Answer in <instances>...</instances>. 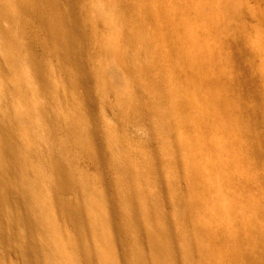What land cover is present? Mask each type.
Listing matches in <instances>:
<instances>
[{"label":"bare ground","instance_id":"6f19581e","mask_svg":"<svg viewBox=\"0 0 264 264\" xmlns=\"http://www.w3.org/2000/svg\"><path fill=\"white\" fill-rule=\"evenodd\" d=\"M158 3L0 0V264H220L188 229Z\"/></svg>","mask_w":264,"mask_h":264},{"label":"rangeland","instance_id":"374dc122","mask_svg":"<svg viewBox=\"0 0 264 264\" xmlns=\"http://www.w3.org/2000/svg\"><path fill=\"white\" fill-rule=\"evenodd\" d=\"M158 9L160 73L181 108L182 184L198 196L188 229L205 223L220 264H264V0H159Z\"/></svg>","mask_w":264,"mask_h":264}]
</instances>
